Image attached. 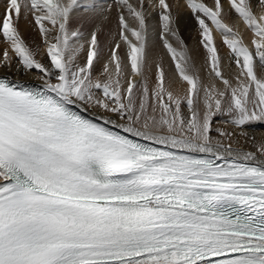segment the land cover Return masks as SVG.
Returning a JSON list of instances; mask_svg holds the SVG:
<instances>
[{"label":"snow or ice","instance_id":"6c2138e0","mask_svg":"<svg viewBox=\"0 0 264 264\" xmlns=\"http://www.w3.org/2000/svg\"><path fill=\"white\" fill-rule=\"evenodd\" d=\"M0 44V264H264V0H0Z\"/></svg>","mask_w":264,"mask_h":264},{"label":"bare ground","instance_id":"6f19581e","mask_svg":"<svg viewBox=\"0 0 264 264\" xmlns=\"http://www.w3.org/2000/svg\"><path fill=\"white\" fill-rule=\"evenodd\" d=\"M223 2L226 3V0H223ZM179 27H180L181 35L184 37L185 42L187 43L189 48L193 50V55L196 58V62L199 66L200 64L203 63L204 50L199 47V35L196 29V24L195 21L191 18L190 14L182 15L180 17ZM20 30L24 35L26 41L33 44L41 43L38 32L34 30L26 21L21 20ZM215 36L217 43L219 45V51L221 55L226 56V54L228 53L227 47L221 43V38L218 33H215ZM101 39L104 40L105 38L102 36ZM0 51H2V44H0ZM105 52L107 54V48L105 49ZM160 54L164 56L165 66L174 68V65H172L171 59L166 53V51L161 50ZM12 75L14 76L15 73H12ZM260 130L262 129H256V131H260Z\"/></svg>","mask_w":264,"mask_h":264}]
</instances>
